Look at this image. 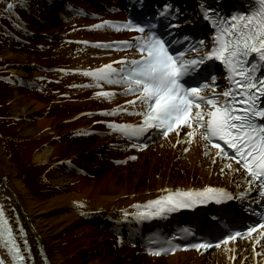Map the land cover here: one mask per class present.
Wrapping results in <instances>:
<instances>
[{
	"label": "bare ground",
	"instance_id": "6f19581e",
	"mask_svg": "<svg viewBox=\"0 0 264 264\" xmlns=\"http://www.w3.org/2000/svg\"><path fill=\"white\" fill-rule=\"evenodd\" d=\"M95 1L98 7L69 1L66 8L49 13L47 23H19L22 31L33 35L48 26L47 33L60 41L58 45L40 51L32 46L26 52L8 46L1 50L14 92L11 113L20 122L22 159L36 168H50L55 188L47 196L31 190L22 177L23 167H15L0 141V198L12 221H22L28 238L42 247L51 264H254L244 243L208 257L190 252L156 258L91 224L128 213L132 206L168 191L246 183L244 174L232 164L228 168L214 151L206 156L198 138L189 144L183 133L159 145L126 147L133 143L108 126L109 121L137 122V109L125 103L133 97L121 96L119 85L101 82L97 87L83 70L109 63L116 67L130 52L94 44L129 40L135 33L104 23L124 19L116 1ZM7 2L13 0H0V13ZM16 37L30 42L22 34ZM20 81L37 87L29 91L34 98L20 89ZM109 89L115 90L111 99L94 95ZM117 107L129 111H114ZM79 141L93 144L72 146Z\"/></svg>",
	"mask_w": 264,
	"mask_h": 264
},
{
	"label": "snow or ice",
	"instance_id": "6c2138e0",
	"mask_svg": "<svg viewBox=\"0 0 264 264\" xmlns=\"http://www.w3.org/2000/svg\"><path fill=\"white\" fill-rule=\"evenodd\" d=\"M169 7L168 4L164 5V13H168ZM11 8L12 4L9 3L8 10ZM204 15L213 21L217 29L212 48L207 52L199 53L196 57L186 55L189 52L198 53L203 41L194 46L190 44L183 51H171L163 36L154 30L155 25L129 20L123 27L140 33L134 38V42H119L118 45L98 43L97 46L131 47L135 48L139 55L131 59L121 57L119 67H113L112 63H109L96 69L83 70V74L92 77L97 87H101V82L119 85L121 93L133 97L125 103L137 109L134 114L141 117L139 123L107 122L108 126L121 136L129 140L138 139L150 129L157 134L168 136L173 131L179 134L181 128L186 127L188 130L184 132V136L187 143L191 144L198 138L203 142L205 155L211 149H216V156L230 157L232 161L239 163L252 178L248 181L249 185L255 180L260 181V193L264 196V74H258L264 71V0H257L256 10L232 16L231 22L220 20L210 10H206ZM209 58L222 61L227 71V85L222 92L216 91L215 74L197 82L196 86H189L188 81L184 79L195 74L196 69ZM206 89L211 91L204 94ZM94 95L111 99L115 90H103ZM114 111L127 112L129 109L117 107ZM101 112L108 114L107 110ZM227 149H232L234 154H230ZM184 151L188 149L185 148ZM227 167L231 169V163ZM191 194L192 190L189 189L183 193L188 199H178L169 194L149 200L143 206V211L136 214L137 218L165 215L178 207H193L195 203H205L209 199L219 201L231 196L224 189L211 186L197 190L194 199ZM262 225L264 220L248 227L243 234L248 235L256 229H261L260 235L254 239L264 242L261 239L264 238ZM240 235V232L225 235L223 241H216L215 246L219 247L221 243L227 245ZM0 243L11 257L10 262L0 257V264H25L21 246L15 239L2 206ZM169 243L168 248H150L149 251L159 255L162 252L175 251L179 247H212L211 243L203 240L195 244Z\"/></svg>",
	"mask_w": 264,
	"mask_h": 264
},
{
	"label": "rangeland",
	"instance_id": "374dc122",
	"mask_svg": "<svg viewBox=\"0 0 264 264\" xmlns=\"http://www.w3.org/2000/svg\"><path fill=\"white\" fill-rule=\"evenodd\" d=\"M8 5L9 2H7L6 9L0 13V141L4 150H6L8 159L15 163V167H23L22 177L28 183L31 190L40 196H47L55 189L50 181L51 169L48 167L36 168L31 164L27 165L22 159L24 146L20 133V122L11 113V101L14 98V92L8 84L9 74L6 72V67L4 66L5 59L2 57L1 50L7 46L13 47L15 52H26L30 46L36 51H40L41 49L47 50L48 46L58 45L60 41L47 33L48 26L42 25L44 26L42 30L32 36H27L18 26L19 23L24 25L46 23L49 19L47 16L49 8L45 2L38 0H13L10 11L8 10ZM13 32L14 34L19 33L27 36V39L31 43L17 41L18 39L13 36ZM40 32L42 33L41 35L39 34ZM43 60L45 62V59ZM52 65L57 66L56 64H50L49 66ZM20 89L32 94L29 91H34L37 88L35 86L26 87L24 84H21ZM31 97L34 98V95L32 94ZM75 134L77 133H70V135ZM83 144L89 146L93 143L88 144L87 142L79 141L74 142L72 146H84ZM87 151H90L89 148ZM92 157H94L93 161H95L96 156Z\"/></svg>",
	"mask_w": 264,
	"mask_h": 264
}]
</instances>
